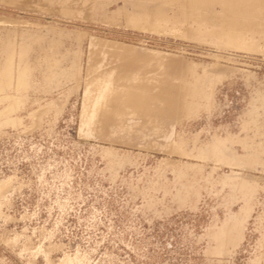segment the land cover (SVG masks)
<instances>
[{
    "label": "rangeland",
    "instance_id": "374dc122",
    "mask_svg": "<svg viewBox=\"0 0 264 264\" xmlns=\"http://www.w3.org/2000/svg\"><path fill=\"white\" fill-rule=\"evenodd\" d=\"M0 264H264V0H0Z\"/></svg>",
    "mask_w": 264,
    "mask_h": 264
}]
</instances>
